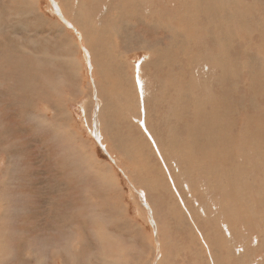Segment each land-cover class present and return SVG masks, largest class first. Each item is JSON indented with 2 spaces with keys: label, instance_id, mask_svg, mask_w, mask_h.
<instances>
[{
  "label": "rangeland",
  "instance_id": "1",
  "mask_svg": "<svg viewBox=\"0 0 264 264\" xmlns=\"http://www.w3.org/2000/svg\"><path fill=\"white\" fill-rule=\"evenodd\" d=\"M0 15V264H264V0Z\"/></svg>",
  "mask_w": 264,
  "mask_h": 264
},
{
  "label": "bare ground",
  "instance_id": "2",
  "mask_svg": "<svg viewBox=\"0 0 264 264\" xmlns=\"http://www.w3.org/2000/svg\"><path fill=\"white\" fill-rule=\"evenodd\" d=\"M122 1H123V0H122ZM214 1H215V0H214ZM12 2H13V1H12ZM14 2H15V1H14ZM29 2H30V1H29ZM218 2H219V1H218ZM229 2H230V1H229ZM232 2H233V1H232ZM232 2H231V3H232ZM234 2H235V1H234ZM234 2H233V3H234ZM233 3H232V4H233ZM236 3H237V5H238V2H235L234 4H236ZM124 4H125V3H124ZM25 5H26V4H25ZM128 5H129V4H128ZM229 5H230V4H229ZM32 6H33V5H32ZM54 6H55V5H54ZM230 6H231V5H230ZM234 6H235V5H234ZM231 7H232V6H231ZM55 8H56V6H55ZM56 9H57V8H56ZM188 9H190V8H188ZM226 9H227V8H226ZM226 9H225V10H226ZM233 9H234V8H233ZM227 10H228V9H227ZM241 10H242V9H241ZM24 11H25V10H24ZM21 12H22V11H21ZM35 12H36V11H35ZM225 12H226V11H225ZM225 12H223V14H224ZM57 13H59V16L61 17V13L59 12L58 9H57ZM227 13H228V11H227ZM227 13H226V14H227ZM231 13H232V12H231ZM239 13H240V11H239ZM135 14H136V13H135ZM135 14H133V16H134ZM234 14H235V13H234ZM0 16H1V15H0ZM35 16H36V15H35ZM97 16H98V15H97ZM131 16H132V15H131ZM135 16H136V15H135ZM143 16H144V15H143ZM220 16H221V15H220ZM223 16H224V15H223ZM62 17H63V16H62ZM200 17H201V16H200ZM74 18H75V17H74ZM95 18H96V17H95ZM129 18H130V17H129ZM141 18H142V17H141ZM149 18H150V17H149ZM151 18H152V17H151ZM221 18H222V16H221ZM20 19H21V18H20ZM71 19H72V18H71ZM75 19H76V18H75ZM75 19H74V21H75ZM61 20H62V19H61ZM131 20H132V19H131ZM140 20H141V19H140ZM181 20H182V19H181ZM64 21H65V20H64ZM68 21H69V20H68ZM106 21H107V20H106ZM138 21H139V20H138ZM16 22H17V21H16ZM72 22H73V21H72ZM101 22H102V21H101ZM131 22H132V21H131ZM133 22H134V21H133ZM135 22H137V19L135 20ZM151 22H152V21H151ZM177 22H178V21H177ZM0 23H1V22H0ZM63 23H64V22H63ZM74 23H75V22H74ZM139 23H140V21H139ZM132 24H133V23H132ZM244 24H245V22H244ZM19 25H20V24H19ZM36 25H37V24H36ZM139 25H140V24H139ZM143 25H144V24H143ZM179 25H180V24H179ZM206 25H207V24H206ZM144 26H146V25H144ZM171 26H172V25H171ZM185 26H186V25H185ZM208 26H209V25H208ZM212 26H213V25H212ZM261 26H262V25H261ZM172 27H173V26H172ZM174 27H176V26H174ZM213 27H214V26H213ZM38 28H39V27H38ZM94 28H95V27H94ZM140 28H141V26H140ZM169 28H170V27H169ZM176 28H177V27H176ZM257 28H258V27H257ZM257 28H256V29H257ZM21 29H22V28H21ZM55 29H58V28H55ZM99 29H100V28H99ZM107 29H108V28H107ZM260 29H261V28H260ZM11 30H12V29H11ZM31 30H32V29H31ZM94 30H95V29H94ZM145 30H146V29H145ZM208 30H209V29H208ZM218 30H219V29H218ZM218 30H216V31H218ZM263 30H264V29H263ZM92 31H93V30H92ZM97 31H98V30H97ZM147 31H148V30H147ZM209 31H210V30H209ZM222 31H224V30L222 29ZM253 31H254V29H253ZM11 32H12V31H10V33H11ZM175 32H176V31H175ZM219 32H220V31H219ZM254 32H255V31H254ZM257 32L259 33V35H258ZM257 32H256V34L258 35V37H257V42H259L258 40L261 39V37H262V35H264V33L260 31L261 33H263V34L261 35V33H260L259 31H257ZM90 33H91V32H90ZM224 33H225V32H224ZM93 34H94V33H93ZM106 34H107V33H106ZM168 34H169V33H168ZM217 34H218V33L215 32V36H216ZM220 34H221V33H220ZM35 35H36V34H35ZM108 35H109V34H108ZM136 35H137V34H136ZM164 35H165V34H164ZM164 35H163V36H164ZM28 36H29V35H28ZM165 36H167V35H165ZM165 36H164V37H165ZM218 36H219V35H218ZM222 36H223V34H222ZM224 36H225V35H224ZM26 37H27V36H26ZM94 37H95V36H94ZM207 37H208V36H207ZM212 37H214V35H212ZM138 38H139V37H138ZM246 39H247V38H246ZM246 39H244V40H246ZM69 40H70V39H69ZM100 40H101V39H100ZM135 40H136V39H135ZM149 40H150V38H149ZM172 40H173V39H172ZM211 40H213V39H211ZM218 40H219V39H218ZM221 40L223 41V38H222V37H221ZM248 40H249V39H248ZM261 40H262V39H261ZM261 40H260V41H261ZM98 41H99V40H98ZM105 41H106V40H105ZM71 42H72V41H71ZM71 42H70V43H71ZM90 42H91V41H90ZM103 42H104V41H103ZM165 42H166V41H165ZM223 42H225V41H223ZM228 42H229V41H228ZM166 43H167V42H166ZM169 43H170V42H169ZM171 43H173V42H171ZM174 43H175V41H174ZM211 43H212V42H211ZM219 43H220V41H219ZM12 44H13V42H12ZM215 44H216V43H215ZM228 44H229V43H228ZM250 44L252 45V43H250ZM71 45H72V43H71ZM171 45H172V44H171ZM207 45H208V44H207ZM212 45H214V44H212ZM240 45H241V44H240ZM244 45H245V44H244ZM10 46H13V45H10ZM100 46H101V45H100ZM100 46H99V47H100ZM214 46L216 47V45H214ZM229 46H230V45H229ZM241 46H242V45H241ZM73 47H76V46H72V48H73ZM106 47H107V46H106ZM211 47H213V46H211ZM109 48H110V47H109ZM213 48H214V47H213ZM213 48H212V50L215 51V50H214L215 48H214V49H213ZM221 48H222V47H221ZM195 49H196V46H195ZM240 49H242V47H241ZM11 50H13V49L11 48ZM77 50H78V49H77ZM220 50H221V49H220ZM223 50H224V48H223ZM227 50H228V49H227ZM9 51H10V50H9ZM90 51H91V50H90ZM221 51H222V50H221ZM229 51H230V50H229ZM250 51H252V50H250ZM88 52H89V51H88ZM218 52H219V51H218ZM70 53H71V52H70ZM110 53H111V52H110ZM222 53H223V52H221V56H222ZM0 54H1V53H0ZM8 54H9V53H8ZM68 54H69V53H68ZM74 54H75V53H74ZM231 54H232V52H231ZM237 54H238V53H237ZM246 54H247V53H246ZM255 54H256V53H255ZM217 55H219V54L217 53ZM234 55L236 56L235 53H234ZM249 55H250V53H249ZM251 55H252V53H251ZM11 56H12V54H11ZM71 56H72V55H71ZM74 56H75V55H74ZM74 56H73V57H74ZM88 56H89V55H88ZM219 56H220V55H219ZM2 57H4V56H2ZM65 57H66V56H65ZM156 57H157V56H156ZM222 57H223V56H222ZM237 57H239V55H238ZM3 59H4V58H3ZM5 59H7V58H5ZM59 59H60V58H59ZM225 59H226V58H225ZM237 59H238V58H237ZM114 60H115V59H114ZM218 60H219V59H218ZM222 60H223V59H222ZM227 61H229V60H227ZM2 62H4V61H2ZM53 62H54V61H53ZM221 62H222V61H221ZM224 62H225V60H224ZM7 63H8V62H7ZM52 64H53V63H52ZM76 64H77V63H76ZM86 64H87V63H86ZM0 65H1V64H0ZM21 65H22V64H21ZM23 65H24V64H23ZM120 65H121V64H120ZM153 65H154V63H153ZM158 65H159V64H158ZM220 65H221V63H220ZM223 65H224V64H223ZM231 65H232V64H231ZM8 66H9V65H8ZM76 66H77V65H76ZM89 66H90V65H89ZM134 66H135V65H134ZM160 66H161V65H160ZM109 67H110V66H109ZM145 67H146V66H145ZM154 67H155V66H154ZM259 67H260V65H259ZM28 68H29V67H28ZM110 68H111V67H110ZM110 68H109V69H110ZM221 68H222V67H221ZM4 69H5V68H4ZM25 69H27L26 66H25ZM46 69H47V68H46ZM61 69H62V68H61ZM139 69H140V68H139ZM139 69H138V70H139ZM160 69H161V68H160ZM2 70H3V69H2ZM62 70H63V69H62ZM117 71H118V70H117ZM169 71H170V70H169ZM169 71H167V72H169ZM218 71H219V72H222V69H221V71H220V70H218ZM224 71H225V70H224ZM228 71H229V70H228ZM23 72H24V71H23ZM156 72H158V71L155 70V73H156ZM50 73H51V72H50ZM50 73H49V74H50ZM4 74H5V73H4ZM20 74H21V73H19V75H20ZM157 74H158V73H157ZM211 74H212V73H211ZM221 74H222V73H221ZM238 74H239V73H238ZM14 75H15V74H14ZM107 75H108V74H107ZM223 75H224V74H223ZM231 75H232V74H231ZM240 75H241V74H240ZM22 76H23V75H22ZM22 76H21V77H22ZM120 76H121V75H120ZM138 76H139V75H138ZM138 76H137V78H139ZM140 76H141V75H140ZM164 76H165V75H164ZM21 77H20V79H22ZM141 77H143V75H142ZM224 77H225V76H224ZM176 78H177V77H176ZM176 78H175V79H176ZM195 78H196V77H195ZM43 79H44V78H43ZM120 79H121V78H120ZM144 79H146V78H144ZM148 79H149V78H148ZM182 79H183V77H182ZM182 79L180 78V80H182ZM202 79H204V78L202 77ZM228 79H229V78H228ZM25 80H26V79H25ZM140 80H141V79H140ZM23 81H24V80H23ZM51 81H52V80H51ZM144 81H145V80H144ZM147 81H148V80H147ZM147 81H146V82H147ZM221 81H222V80H221ZM3 82H4V81H3ZM20 82H21V81H20ZM37 82H39V81H37ZM151 82H153V81L151 80ZM151 82H150V83L148 82V83H149V86H150V84H153V83H151ZM169 82H170V81H169ZM4 83H5V82H4ZM144 83H145V82H143V81L141 80V86H147V85H148V83H147V85H146V84L144 85ZM193 83H194V82H193ZM213 83H214V82H213ZM222 83H223V82H222ZM44 84H45V83H44ZM44 84H43V85H44ZM180 84H181V83H180ZM180 84H179V85H180ZM50 85H51V84H50ZM57 85H58V84H57ZM160 85H161V84H160ZM181 85H182V84H181ZM181 85H180V86H181ZM52 86H53V84H52ZM190 86H191V85H190ZM45 87H46V86H45ZM182 87H183V86H182ZM53 88H54V87H53ZM147 88H149V87H146V89H147ZM185 88H186V87H185ZM15 89H17V88H15ZM18 89H19V88H18ZM22 89H23V88H22ZM22 89H21V91H22ZM44 89H45V88H44ZM206 89H207V88H206ZM23 90H24V89H23ZM136 90H137V89H136ZM148 90H149V89H148ZM148 90H147V91H148ZM189 90H190V89H189ZM3 91H4V90H3ZM13 91H14V90H13ZM15 91H17V90H15ZM22 92H23V91H22ZM22 92H21V93H22ZM62 92H63V91H62ZM137 92H138V91H137ZM148 92H149V91H148ZM10 93H11V92H10ZM138 94H139V93H138ZM140 94H141V93H140ZM190 94H191V93H190ZM58 95H59V94H58ZM144 95H145V94H143V97H144ZM173 97H174V96H173ZM19 98H20V97H19ZM184 98H185V97H183L182 99H184ZM194 98L197 99L198 97H194ZM194 98H193V101H191V102H192L191 105H193V102H194V100H195ZM143 99L145 100V98H143ZM189 99H190V98H189ZM15 100H16V99H15ZM17 100H18V99H17ZM184 100H185V99H184ZM190 100H191V99H190ZM190 100H189V101H190ZM197 100H198V99H197ZM200 100H201V99H200ZM2 101H4V99H3ZM41 101H42V100H41ZM59 101H60V100H59ZM147 101H148V100H147ZM173 101H174V100H173ZM187 101H188V99L186 100V102H187ZM174 102H175V101H174ZM196 102H197V101H196ZM3 103H4V102H3ZM144 103H145V102H144ZM162 103H163V102H162ZM170 103H171V102H170ZM170 103H169V104H170ZM183 103H184V102H183ZM194 103H195V102H194ZM8 104H9V103H8ZM8 104H7V105H8ZM39 104H40V102H39ZM167 104H168V103H167ZM198 104H199V106H200V103H199V102H198ZM0 105H2V104H0ZM7 105H6V106H7ZM20 105H21V104H20ZM56 105H57V104H56ZM173 105H174V104H173ZM175 105H176V104H175ZM12 106H13V105H12ZM50 106H51V105H50ZM50 106H49V107H50ZM144 106H145V105H144ZM179 106H180V105H179ZM199 106H198V107H199ZM17 107H18V106H17ZM141 107H142V106H141ZM150 107H151V106H150ZM188 107H189V106H188ZM191 107H193V106H191ZM191 107H190V108H191ZM194 107H195V106H194ZM20 108H21V107H20ZM144 108H145V107H144ZM155 108H156V107H155ZM172 108H174V110H175V109L177 110V108H175L174 106H173ZM1 109H2V108H1ZM18 109H19V108H18ZM41 109H42V108H41ZM147 110H148V109H147ZM190 110H191V109H190ZM205 110H206V109H205ZM3 111H4V110H3ZM23 111H24V110H23ZM150 111H151V110H150ZM184 111H185V110H184ZM193 111H194V110H193ZM206 111H207V110H206ZM13 112H14V111H13ZM126 112H127V111H126ZM157 112H158V111H157ZM188 112H189V111L187 110V113H188ZM16 113H17V112H16ZM106 113H107V112H106ZM152 113H153V112H152ZM155 113H156V112H155ZM183 113H186V112H183ZM143 114L146 115V110H145V109H143ZM153 114H154V113H153ZM190 114H192V113L190 112ZM196 114H197V113H196ZM196 114H195V115H196ZM10 115H11V114H10ZM15 115H16V114H15ZM20 115H21V114H20ZM37 115H38V114H37ZM60 115H61V114H60ZM101 116H102V115H101ZM111 116H112V115H111ZM174 116H175V115H174ZM183 116H184V115H183ZM12 117L14 118V117H16V116H14V114H13V116H11V118H12ZM67 117H68V116H67ZM144 117H145V116H144ZM187 117H188V116H187ZM202 117H203V116H202ZM13 118H12V119H13ZM37 118H38V117H37ZM98 118H99V117H98ZM101 118H102V117H101ZM105 118H106V117H105ZM109 118H110V117H109ZM184 118H185V116H184ZM219 118H220V117H219ZM6 119H7V118H6ZM64 119H65V118H64ZM201 119H202V118H201ZM22 120H23V119H22ZM143 120H144V119H143ZM146 120H147V119H146ZM157 120H158V121H159V120L161 121V119H159V118H157L155 121L157 122ZM164 120H165V118H164ZM167 120H168V118H167ZM167 120H166V121H167ZM204 120H206V119H204ZM98 121H99V120H98ZM180 121H181V120H180ZM11 122H13V121H11ZM58 122H59V121H58ZM64 122H65V120H64ZM96 122H97V121H96ZM150 122H151V121H150ZM170 122H172V121H170ZM177 122H178V121H177ZM202 122H203V121H202ZM206 122H207V121H205V123H206ZM179 123H180V122H179ZM200 123H201V122H200ZM218 123H219V122H218V119H217V123H216V127H217V128L220 127V125H219ZM222 123H223V122H222ZM45 124H46V123H45ZM99 124H100V123H99ZM146 124H147V123H146ZM146 124H145V122H144V125H143V128H144V130H145V132H146V135H147L149 138L152 139L153 144H154V147H153V148H155V150H156L157 154L159 155V157L162 158V157L160 156V154H159V153H161V152H160V150H159V147H160V146H159L158 143L156 142V138H155L156 136H155V135H154L155 137L153 136V134H154V133L152 132L153 130L150 131V130L147 128ZM149 124H150V123H149ZM165 124H166V123H165ZM181 124H182V123H181ZM196 124H197V123H196ZM62 125H63V124H62ZM65 125H66V124H65ZM96 125H97V124H96ZM184 125H185V124H184ZM206 125H207V124H206ZM68 126H69V125H68ZM52 127H53V126H52ZM97 127H98V126H96V129H97L96 138H98V140H100V138H101L102 135H101L100 130H99ZM150 127H151V126H150ZM172 127H173V126H172ZM62 128H63V127H62ZM102 128H103V127H102ZM169 128H170V127H169ZM182 128H183V127H182ZM167 129H168V128H167ZM170 129H171V128H170ZM72 130H73V129H72ZM106 130H107V129H106ZM144 130H143V131H144ZM168 130H169V129H168ZM186 130H187V129H186ZM64 131H65V130H64ZM102 131H103V130H102ZM114 131H115V130H114ZM1 132H2V131H1ZM66 132H67V131H66ZM177 132H178V131H177ZM179 132H180V131H179ZM179 132H178V134H179ZM60 133H63V132L60 131ZM152 133H153V134H152ZM164 134H165V137H163V138H164V143H165L166 145H168L171 149H173V151H174V149H175L176 153H178L177 151L179 150V147H178V146H179V145H178V142H179L178 140H179V139H178L177 135L173 132V130H172V131H168L167 133H166V131H165ZM21 135H22V134H21ZM103 135H104V134H103ZM106 135H107V134H106ZM144 136H145V135H144ZM67 137H68V136H67ZM161 137H162V135H161ZM182 137H183V135H182ZM184 137H186V135H185ZM65 138H66V137H65ZM104 138H105V137H104ZM186 138H187V137H186ZM101 141H102V140H101ZM146 141H147V140H146ZM207 142H208V141H207ZM100 143H101V142H100ZM149 143H150V141H149ZM183 143H184V142H183ZM208 143H209V142H208ZM114 144H115V143H114ZM128 144H129V143H128ZM200 145H201V144H200ZM110 146H111V145H110ZM206 146H207V145H206ZM206 146H205V147H206ZM213 146H214V145H213ZM185 147H186V146H185ZM194 148H195V147H194ZM236 148H237V147H236ZM191 149H192V148H191ZM84 150H85V149H84ZM195 150H196V149H195ZM239 150H240V149H239ZM239 150H238V151H239ZM175 151H174V152H175ZM197 151H198V150H197ZM209 151H210V150H209ZM187 152H188V151H187ZM190 152H191V151H190ZM210 152H211V151H210ZM219 154H220V153H218V155H219ZM237 154H239V152H238ZM152 155H153V154H152ZM168 155H169V154H168ZM198 155H199V154H198ZM239 155H240V154H239ZM200 156H201V155H200ZM216 156H217V154H216ZM221 156H222V155H221ZM206 158H207V157H206ZM208 158H210V156H208ZM215 158H216V157H215ZM28 159H29V157H28ZM163 159H164V158H162V160H163ZM206 161H207V160H206ZM30 162H31V160H30ZM30 164H31V163H30ZM33 164H34V163H33ZM89 165H90V164H89ZM89 165H88V166H89ZM150 165H152V164H150ZM34 166H35V165H34ZM85 167H86V166H85ZM167 168H168V167H166V170H167ZM222 168H223V167H222ZM23 169H24V168H23ZM91 169H92V168H91ZM89 170H90V169H89ZM89 170H88V171H89ZM95 170H96V169H95ZM169 170H171V168H170ZM223 170H224V169H223ZM34 171H35V170H34ZM35 172H37V170H36ZM95 172H96V171H95ZM197 172H198V171H197ZM168 173H169V172H168ZM95 175H96V174H95ZM95 175H91V176H95ZM168 176H169V175H168ZM16 177H17V176H16ZM101 177H102V176H101ZM195 177H196V176H195ZM197 177H198V176H197ZM31 178H32V177H31ZM36 178H37V177H36ZM240 178H241V177H240ZM15 179H16V178H15ZM28 179H29V178H28ZM29 180H30V179H29ZM102 180H103V179H102ZM172 180H173V179H172ZM111 183H112V182H111ZM106 185H107V184H106ZM158 193H159V192H158ZM160 194H161V193H160ZM131 197H132V196H131ZM159 197H160V196H159ZM161 197H162V196H161ZM195 198H196V197H195ZM141 199H142V198H141ZM171 199H172V198H171ZM191 200H192V199H191ZM144 201H145V200H144ZM151 204H152V203H151ZM196 205H197V204H196ZM203 206H204V205H203ZM184 208H185V207H184ZM146 210L148 211L149 209H146ZM150 210H151V208H150ZM164 211H165V210H164ZM157 212H158V211H157ZM162 213H163V212H162ZM203 214H204V213H203ZM209 216H210V215H209ZM147 218H148V217H147ZM151 219H152V217H151ZM152 220H153V219H152ZM154 223H155V222H154ZM222 224H223V223H222ZM224 224H225V223H224ZM101 227H102V226H101ZM99 230H100V229H99ZM101 230L106 231V229H103V227H102ZM101 233H102V232H101ZM106 233H107V232H106ZM205 245H206V244H205ZM99 246H100V245H99ZM97 247H98V246H97ZM95 248H96V247H95ZM103 248H104V247H102V249H103ZM98 249H99V248H98ZM98 249L96 248L95 250H98ZM234 249H236V248H234ZM206 250H207V249H206ZM86 251H87V250H86ZM103 251H104V250H103ZM95 252H97V251H95ZM80 253H81V252H80ZM87 253H88V252H87ZM91 253H92V251H91ZM100 253L103 254V252H100ZM71 254H72V253H71ZM88 254H89V253H88ZM156 254H157V253H156ZM80 255H81V254H80ZM95 255H96V254H95ZM103 255H104V254H103ZM237 255H238V254H237ZM101 256H102V255H101ZM77 257H78V256H77ZM106 258H108V257H105V259H106ZM257 258H258V257H257ZM95 260H97V259H95ZM260 260H261V259H260ZM110 263H111V261H110Z\"/></svg>",
  "mask_w": 264,
  "mask_h": 264
}]
</instances>
